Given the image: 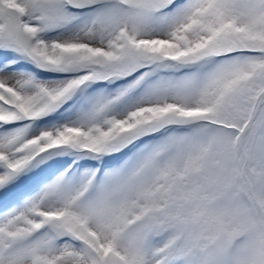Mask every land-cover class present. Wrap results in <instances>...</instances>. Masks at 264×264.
Here are the masks:
<instances>
[{
    "label": "snow or ice",
    "instance_id": "snow-or-ice-1",
    "mask_svg": "<svg viewBox=\"0 0 264 264\" xmlns=\"http://www.w3.org/2000/svg\"><path fill=\"white\" fill-rule=\"evenodd\" d=\"M0 264H264V0H0Z\"/></svg>",
    "mask_w": 264,
    "mask_h": 264
}]
</instances>
